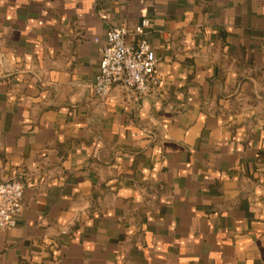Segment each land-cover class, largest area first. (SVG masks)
Segmentation results:
<instances>
[{
	"label": "crops",
	"instance_id": "obj_1",
	"mask_svg": "<svg viewBox=\"0 0 264 264\" xmlns=\"http://www.w3.org/2000/svg\"><path fill=\"white\" fill-rule=\"evenodd\" d=\"M143 20L158 86L97 97ZM3 180L0 264H264V0H0Z\"/></svg>",
	"mask_w": 264,
	"mask_h": 264
},
{
	"label": "built area",
	"instance_id": "obj_2",
	"mask_svg": "<svg viewBox=\"0 0 264 264\" xmlns=\"http://www.w3.org/2000/svg\"><path fill=\"white\" fill-rule=\"evenodd\" d=\"M149 22L127 29L112 27L105 43L100 48L98 71L93 79V89L97 97H105L114 84L131 90L138 96L151 93L159 80L155 73L157 60L143 32ZM129 35L136 36L128 42ZM23 184L17 180L0 181V230L16 226L22 209Z\"/></svg>",
	"mask_w": 264,
	"mask_h": 264
}]
</instances>
